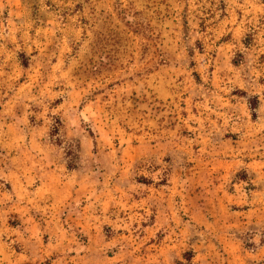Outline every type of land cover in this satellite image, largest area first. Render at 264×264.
<instances>
[{
  "label": "rangeland",
  "instance_id": "374dc122",
  "mask_svg": "<svg viewBox=\"0 0 264 264\" xmlns=\"http://www.w3.org/2000/svg\"><path fill=\"white\" fill-rule=\"evenodd\" d=\"M0 264H264V0H0Z\"/></svg>",
  "mask_w": 264,
  "mask_h": 264
}]
</instances>
